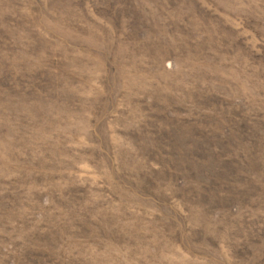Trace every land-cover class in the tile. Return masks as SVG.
I'll use <instances>...</instances> for the list:
<instances>
[{"label":"rangeland","instance_id":"rangeland-1","mask_svg":"<svg viewBox=\"0 0 264 264\" xmlns=\"http://www.w3.org/2000/svg\"><path fill=\"white\" fill-rule=\"evenodd\" d=\"M0 264H264V0H0Z\"/></svg>","mask_w":264,"mask_h":264}]
</instances>
